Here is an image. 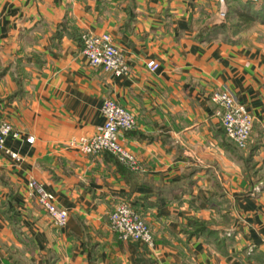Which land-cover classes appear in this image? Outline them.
<instances>
[{
  "label": "crops",
  "instance_id": "crops-1",
  "mask_svg": "<svg viewBox=\"0 0 264 264\" xmlns=\"http://www.w3.org/2000/svg\"><path fill=\"white\" fill-rule=\"evenodd\" d=\"M223 1L219 19L218 0H0V118L20 131L4 140L16 159L0 150V264H264V23L241 21L247 0ZM85 32H106L128 73L87 64ZM219 88L252 115L242 148L209 98ZM104 97L133 113L118 136L133 169L66 146L102 122ZM29 178L66 210L63 224ZM119 201L150 243L111 229Z\"/></svg>",
  "mask_w": 264,
  "mask_h": 264
},
{
  "label": "built area",
  "instance_id": "built-area-1",
  "mask_svg": "<svg viewBox=\"0 0 264 264\" xmlns=\"http://www.w3.org/2000/svg\"><path fill=\"white\" fill-rule=\"evenodd\" d=\"M249 1L254 3L258 0ZM218 2L220 7L217 15L219 19H223L226 12L225 4L223 0H218ZM80 41V52L87 64L100 67L113 75L128 73V66L120 50L112 43L106 32L82 33ZM146 66L154 70L158 63L154 59H149L146 61ZM209 98L218 107L219 121L225 136L237 147H244L252 126V115L249 110L225 88L213 89ZM100 112L103 119L94 132L89 135L72 137L67 140L66 146L74 147L84 154L106 151L129 168H135L137 163L133 153L119 141L118 137L122 131L134 125L133 113L109 97L102 99ZM7 136L18 138L20 131L7 120L0 118V150L16 159V153L5 146L4 140ZM24 140L31 142L33 136L26 135ZM26 184L51 220L55 224H63L66 219V210L53 202L51 192L34 178H29ZM108 221L111 229L121 240L151 242L148 224L126 201H119L113 206L109 212Z\"/></svg>",
  "mask_w": 264,
  "mask_h": 264
},
{
  "label": "trees",
  "instance_id": "trees-1",
  "mask_svg": "<svg viewBox=\"0 0 264 264\" xmlns=\"http://www.w3.org/2000/svg\"><path fill=\"white\" fill-rule=\"evenodd\" d=\"M237 14L241 18L242 22H250L252 20H256L259 23H264V0H260L258 5L256 7L253 6V4L247 0L244 3H242L238 9L236 10ZM224 22L219 23L217 25H212L211 29L209 30V36L203 39H207L210 37H213L215 32H222V30L225 28ZM194 226H196V230L203 231L206 229L205 222L202 220H191L190 221ZM209 233L213 232V230H206Z\"/></svg>",
  "mask_w": 264,
  "mask_h": 264
},
{
  "label": "rangeland",
  "instance_id": "rangeland-1",
  "mask_svg": "<svg viewBox=\"0 0 264 264\" xmlns=\"http://www.w3.org/2000/svg\"><path fill=\"white\" fill-rule=\"evenodd\" d=\"M259 3V2H258ZM258 5V4H257ZM264 32V31H263ZM249 138V137H248ZM233 144V143H232ZM234 145V144H233ZM246 145V144H245ZM234 146H236V145H234ZM237 147V146H236ZM238 148H242V147H238ZM263 174H264V171H263Z\"/></svg>",
  "mask_w": 264,
  "mask_h": 264
}]
</instances>
